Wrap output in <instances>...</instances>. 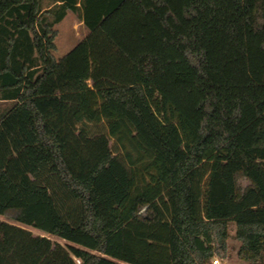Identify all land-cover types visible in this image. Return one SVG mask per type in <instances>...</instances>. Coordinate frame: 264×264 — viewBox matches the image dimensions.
<instances>
[{"label":"trees","instance_id":"obj_1","mask_svg":"<svg viewBox=\"0 0 264 264\" xmlns=\"http://www.w3.org/2000/svg\"><path fill=\"white\" fill-rule=\"evenodd\" d=\"M50 1L0 0V264H264V0Z\"/></svg>","mask_w":264,"mask_h":264},{"label":"rangeland","instance_id":"obj_2","mask_svg":"<svg viewBox=\"0 0 264 264\" xmlns=\"http://www.w3.org/2000/svg\"><path fill=\"white\" fill-rule=\"evenodd\" d=\"M44 6H51V1L50 0H44L43 2ZM78 7L75 10H68L65 14V16L57 22L53 28L56 31V35L54 38V44H55V49L53 51V55L55 58H58L62 56L64 53L69 51L77 42L83 40L85 36L87 35V28L85 27L83 21H82V10L80 7V2L78 3ZM3 104V103H2ZM93 131L95 130H102L104 132H107L108 129L106 127V122L103 120L97 125H89ZM111 148L115 150L116 146V141L115 138L111 137L110 142H109ZM117 153H123V152H117ZM122 155V154H121ZM146 163V161H144ZM139 170L138 172V177L143 175L144 169L142 164H137L134 166ZM142 171V172H140ZM141 175V176H140ZM148 176H145V181L148 180ZM139 184H143V182L140 180ZM241 184L245 185L247 182L243 179L241 180ZM0 219L3 220H8L6 217L0 215ZM25 228L29 229L33 234L37 235H45L48 238H50L54 242H58L61 245H68L72 244L69 241H66L58 236L44 233L40 231L39 229L33 228L31 226H24ZM234 232H235V227L233 223H230V229H229V237L227 239V244H228V253L225 257H219V256H214L215 258H218L221 262V264H239L240 261L237 257V249L239 247V241H237L234 238Z\"/></svg>","mask_w":264,"mask_h":264},{"label":"built area","instance_id":"obj_3","mask_svg":"<svg viewBox=\"0 0 264 264\" xmlns=\"http://www.w3.org/2000/svg\"><path fill=\"white\" fill-rule=\"evenodd\" d=\"M212 264H221L220 260L218 258L213 257L211 260Z\"/></svg>","mask_w":264,"mask_h":264}]
</instances>
